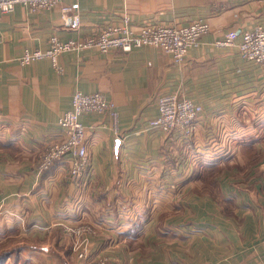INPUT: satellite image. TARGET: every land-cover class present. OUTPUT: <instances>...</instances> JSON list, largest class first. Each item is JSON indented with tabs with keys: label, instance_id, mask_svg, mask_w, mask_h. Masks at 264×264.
<instances>
[{
	"label": "crops",
	"instance_id": "0c3cea01",
	"mask_svg": "<svg viewBox=\"0 0 264 264\" xmlns=\"http://www.w3.org/2000/svg\"><path fill=\"white\" fill-rule=\"evenodd\" d=\"M125 15L134 32L197 20L209 31L181 64L150 47L65 52L60 74L47 59L19 63L51 35L85 38ZM255 25L264 28V0H61L1 13L0 252L12 250L2 264H77L62 224L87 226L88 249L106 264H264V66L213 45ZM76 91L108 98L119 134L106 115L80 117L88 165L73 183L66 160L36 168ZM171 93L202 107L187 136L148 125ZM200 163L215 167L192 174Z\"/></svg>",
	"mask_w": 264,
	"mask_h": 264
},
{
	"label": "built area",
	"instance_id": "2783aa9c",
	"mask_svg": "<svg viewBox=\"0 0 264 264\" xmlns=\"http://www.w3.org/2000/svg\"><path fill=\"white\" fill-rule=\"evenodd\" d=\"M61 0H0V14L9 13L16 4L27 6L32 12L49 9ZM63 16H67L70 29L75 30L80 23L79 15L70 6L61 9ZM130 19L125 15L116 25L106 26L97 30L96 34L80 39L60 40L56 35L48 38V48L45 50H24L19 63L28 65L39 59H47L52 69L62 73L59 56L65 52H79L94 49L100 54L114 51L124 53L141 47H150L170 56L175 64L185 61L191 49L201 45V38L208 33L209 25L205 21L197 20L183 26L164 24H144L138 32L131 29ZM233 31L216 41V48H235L240 58L253 64L264 66V28L255 25L241 34L239 41ZM158 115L148 122L152 129L163 134L177 132L187 136L191 133L193 122L202 114V107L190 99L179 97L177 94H164L156 100ZM106 115L109 130L117 136L118 114L113 104L102 93L85 94L80 91L71 95V107L57 120L60 138L49 144L43 152L37 171L48 169L53 163L66 160L67 172L71 182L82 179L88 165L86 147L84 144L85 130L80 117L87 114ZM63 233L72 240V252L77 264H106V257L90 253L88 249V235L90 229L78 224H62Z\"/></svg>",
	"mask_w": 264,
	"mask_h": 264
},
{
	"label": "trees",
	"instance_id": "16d2710c",
	"mask_svg": "<svg viewBox=\"0 0 264 264\" xmlns=\"http://www.w3.org/2000/svg\"><path fill=\"white\" fill-rule=\"evenodd\" d=\"M251 140H252V138H248V139H244V140L242 139V140L238 141L237 144H239L241 142L242 143H249V141H251ZM246 158L252 162H256V161L261 159V156H257L255 153L251 152V153L246 154ZM214 167L215 166H213V165H203L202 163H200V164H197L195 166L192 174H198L200 172H204V171L209 170V169L214 168ZM11 253H12V250L0 252V264H2V262L4 261L1 259L5 258L6 256H9Z\"/></svg>",
	"mask_w": 264,
	"mask_h": 264
},
{
	"label": "rangeland",
	"instance_id": "374dc122",
	"mask_svg": "<svg viewBox=\"0 0 264 264\" xmlns=\"http://www.w3.org/2000/svg\"><path fill=\"white\" fill-rule=\"evenodd\" d=\"M262 224L264 225V222H262ZM9 263L11 262V261H8ZM3 264H5V263H3Z\"/></svg>",
	"mask_w": 264,
	"mask_h": 264
}]
</instances>
